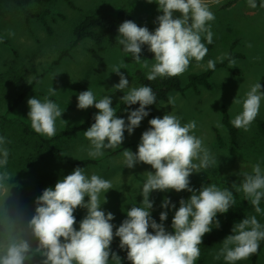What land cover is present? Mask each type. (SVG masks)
<instances>
[{
  "label": "clouds",
  "instance_id": "9594fccd",
  "mask_svg": "<svg viewBox=\"0 0 264 264\" xmlns=\"http://www.w3.org/2000/svg\"><path fill=\"white\" fill-rule=\"evenodd\" d=\"M146 3H155L160 13L153 21L154 29L149 31L144 25L125 20L117 27L115 44L121 46L125 57L130 56L131 61L148 69L147 81L178 76L186 71L190 60L199 62L205 57L208 45L213 43L209 22L215 19L206 0H146ZM246 3L251 8L257 7V0H246ZM260 6L264 7V0H260ZM145 46L153 54L151 59L142 58ZM148 60L154 62L149 65ZM229 63L234 64V61ZM205 67L214 69L215 61L208 59ZM120 69L118 65L112 68L119 80L111 89L123 93L119 101L125 105L126 118L116 114L109 94L97 99L88 87L76 95L78 110L90 106L98 110L92 116L94 122L83 131L88 141L87 155L93 159L102 156L105 150L121 146L125 133L131 136L149 116L148 106L156 105V95L150 85L130 86ZM261 88V82L252 83L242 98L233 100L241 106L230 119L233 127L248 130L264 101ZM57 91L51 84L43 99L34 95L26 101L32 130L47 137L56 134L58 119L66 124L61 119L65 109L48 98ZM137 104L135 108L128 107ZM175 104L176 98L172 95L167 97L166 103L161 102L159 107L169 105L171 110L148 119V127L141 132L135 152L123 148L120 154L123 168L132 169L142 162L152 170L143 173L145 179L139 193L142 199L126 209L125 218L118 226L113 223L114 214L101 207L106 203L105 193L113 189L111 181L76 166L59 177L53 186L42 189L33 201L34 211L28 227L38 246L32 249L27 240L10 238L7 246L0 248V264H25L33 252L42 257L40 264H109L110 261L122 264L117 251L110 247L114 237L119 238L117 247L125 252L124 260L130 264H195L204 234L220 227L217 214H225L235 205L234 192H242L254 212L264 215L261 207L264 166L259 162L243 174L239 186L232 187L233 190L213 183L201 184L198 189L191 186L190 176L217 167V157L205 146L203 139L195 135L194 120L182 123L172 110ZM4 144L5 137L0 136V182L9 176L4 170L9 157ZM170 190L176 193L184 190L189 195L178 202H173L169 195L162 196L157 222L152 215L155 200L150 198L151 194ZM77 207L86 210L79 221L73 214ZM173 209L171 223L165 227L168 212ZM262 240L264 223L258 221L257 215H244L233 222L230 234L219 242L214 258H222L225 264H236L255 254Z\"/></svg>",
  "mask_w": 264,
  "mask_h": 264
},
{
  "label": "rangeland",
  "instance_id": "374dc122",
  "mask_svg": "<svg viewBox=\"0 0 264 264\" xmlns=\"http://www.w3.org/2000/svg\"><path fill=\"white\" fill-rule=\"evenodd\" d=\"M70 1L74 8L69 7L63 0H56L41 7L31 6L33 12L43 11L42 18L50 24L52 35L45 31L37 19L32 18L27 24L23 13L9 1L0 2V136L5 137L3 147L9 152L4 168L9 176L0 182V248L6 247L9 239L13 237L27 240L32 249L38 246V241L31 235L28 227L34 203L26 207L30 216L28 220H24L15 209L5 212L4 215L2 212L14 205L21 193H26L29 197L40 195L42 189L53 186L59 177L71 172L74 163L85 159L95 160L96 164L84 166L86 173H95L111 181L113 189L105 193L106 203L101 207L114 214L113 223L117 226L125 218L126 209L142 199L139 193L145 179L143 173L152 170L150 165L142 162L132 169L123 168L120 155L123 148L135 152L141 132L148 127V117L141 121L131 136L125 133L121 146L105 150L102 156L95 159L87 155L88 141L83 134L64 137L54 143V146L62 150L61 159L51 155L39 144L38 137L53 138L65 128L78 126L90 114L98 111L93 106L83 110L76 107V95L88 87L97 99L111 95V106L116 110L118 93H123L111 89L119 80V77L112 73L114 65L122 68L120 71L125 73L130 86L135 87L139 86L136 72L146 74L148 71L147 68L131 61L130 56L125 57L121 46L115 44L117 35L111 36L101 44L83 40L70 51L69 57L54 64L58 55L73 41V28L86 16H115L119 11L126 10L136 23L151 31L156 26L153 23L155 17L160 14L156 10V4L146 3V0ZM206 2L215 17L209 22L213 43L208 45L209 51L201 61L190 60L186 71L179 75L182 86L187 85L190 74L207 70L205 65L208 59L219 63L225 60L231 51L241 57L232 59L234 64L229 63L228 69H218L213 73L210 78L212 90L201 88L199 93L189 89L184 93H171L170 95L176 98L172 110L181 118L182 123L190 120L196 122L195 135L201 137L205 146L217 157V167H209L190 176L191 186L198 189L201 184L213 183L220 188L228 187L233 190L232 187L239 186L243 174L251 171L253 164L259 162L264 166V137L259 135L255 123L264 118V101L261 102L258 115L248 130L238 128L237 147L229 146V136L222 123V108L226 109L230 121L241 107L234 101L243 97L250 84L264 81V7L260 6V0L255 8L249 7L246 0ZM230 2L232 4L227 6ZM9 32L12 33L11 36ZM152 55L145 46L142 58L151 59ZM217 57L221 59L217 60ZM153 62L148 60L149 65ZM231 71H236L237 75ZM12 74H23L28 83L36 76L41 77L22 103L9 112L10 101L15 92L9 83ZM51 84L59 91L48 98L54 100L61 109H65L61 119L65 120L66 124L58 119L56 134L47 137L32 130L27 119L26 101L34 95L43 99L48 95ZM261 90L264 91L263 86ZM160 104L149 107L153 117L162 116L171 110V106L159 107ZM217 137L222 139L224 146L218 143ZM164 195H169L173 202H178L177 198H187L189 193L184 190L179 193L172 190L168 193L153 192L150 197L155 200L152 214L156 213L153 218L157 222L162 210L158 205ZM234 199L235 205L227 213L217 214L220 227L213 228L202 237L199 245L200 256L195 264H225L222 258H214L220 247L219 242L230 234L233 222H238L244 215H257L258 221L264 223V215L254 212L252 206L244 200L242 192H234ZM261 207L264 209L263 202ZM85 211L77 207L73 213L77 221L83 217ZM173 212L174 209L168 212L165 227H169ZM114 241L118 245L119 238L114 237ZM34 257L42 259L39 253L33 252L25 264H32ZM250 257L251 255L236 264H250ZM121 260L122 264H126L123 258ZM256 264H264V247L258 254Z\"/></svg>",
  "mask_w": 264,
  "mask_h": 264
},
{
  "label": "trees",
  "instance_id": "16d2710c",
  "mask_svg": "<svg viewBox=\"0 0 264 264\" xmlns=\"http://www.w3.org/2000/svg\"><path fill=\"white\" fill-rule=\"evenodd\" d=\"M2 0H0L1 2ZM9 1L11 4L15 6V8H18L24 15L25 22L28 24L32 18L37 19L40 24L43 26L45 31L48 32V34L52 35V28L50 24L42 18V15L44 14L43 11L41 13L33 12L31 10V6H44V5H50L54 3L56 0H6ZM65 3L68 4L69 7H73V3L70 0H63ZM232 2L228 3V5H231ZM258 4V0H257ZM125 20H132L135 22L130 15L129 12L126 10L119 11L115 16H109V15H89L84 17L74 28H73V41L69 43L68 47L64 49L59 55L57 60L54 62V64H58L62 59L70 56V51L76 47L80 42L83 40H92L94 43L101 44L104 41H107L111 36L118 35L117 33V27L118 25L125 21ZM136 23V22H135ZM138 26H140V23H136ZM233 48V47H232ZM241 57V55H238L234 52H230L228 57L219 62L215 63L214 69H207L204 72L201 73H195L190 74L188 77V82L186 86H182L181 81L178 76H171V77H157L156 79L152 81L146 80L145 73L138 71L136 72V80L139 84V86L143 84H149L152 88L153 92L156 95V105H150V106H157L161 102H167V97L173 93H184L186 90H191L194 93H199V89H206V90H212V86L210 84V78L213 75V73L218 69H228L229 61L236 58ZM232 73L237 75L236 71H231ZM41 76H36L30 83L27 82L25 77L20 74H12L9 78V83L14 89L13 97L10 101V106L8 108V111L11 112L14 109H16L22 101L27 97V95L30 93L32 88L37 83L38 79ZM262 86L264 87V81L261 82ZM122 96L121 93H118V97ZM137 105H131L128 106L130 108H135ZM148 106V108L150 107ZM125 105L123 101H118V105L116 108V114L118 116L125 117L127 116V112L125 111ZM222 123L225 126L227 130V134L229 136L228 144L229 146L237 147V133L238 128L233 127L230 124L229 117L227 114V111L225 108H222ZM93 114H90L84 122L79 124L75 127H68L65 128L63 131H61L59 134H57L53 138L45 139L42 137H38L39 144L42 148H45L51 155H54L55 157L61 159L63 157L62 150L56 146H54V143L62 140L64 137H69L77 134H83V131L90 126L92 122ZM153 115L150 111L148 118H152ZM256 123V129L260 136L264 137V118L259 119L255 121ZM218 143L222 146L225 145V143L222 141L221 138L217 137ZM97 161L85 159L78 161L73 164V168L76 166L84 167L89 165L96 164ZM39 196V195H38ZM29 197L26 195V193H21L17 197V201L14 205H12L9 209L2 212V215L5 214V212H9L12 209L17 210L21 217L24 220L29 219V214L26 211V207L29 204H33V201L36 197ZM177 198V200H179ZM176 200V199H175ZM264 204V201H262ZM153 213V217L155 216ZM264 247V240L260 241L258 250L255 254H251V257L249 259L250 264H256L258 254L260 250ZM111 248L116 250L118 255L124 259L125 252L120 251L117 247V243L112 241ZM41 259H38L36 257L33 258L32 264H40ZM126 264H130L129 261L125 260Z\"/></svg>",
  "mask_w": 264,
  "mask_h": 264
}]
</instances>
